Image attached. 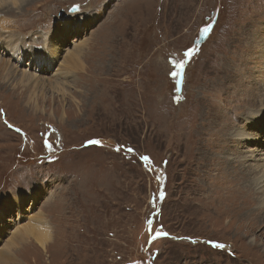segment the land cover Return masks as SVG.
Returning a JSON list of instances; mask_svg holds the SVG:
<instances>
[{
    "label": "rangeland",
    "instance_id": "obj_1",
    "mask_svg": "<svg viewBox=\"0 0 264 264\" xmlns=\"http://www.w3.org/2000/svg\"><path fill=\"white\" fill-rule=\"evenodd\" d=\"M56 30L36 77L0 66V264H264L258 204L222 189L259 198L264 0H0L3 50Z\"/></svg>",
    "mask_w": 264,
    "mask_h": 264
},
{
    "label": "bare ground",
    "instance_id": "obj_2",
    "mask_svg": "<svg viewBox=\"0 0 264 264\" xmlns=\"http://www.w3.org/2000/svg\"><path fill=\"white\" fill-rule=\"evenodd\" d=\"M118 2H121V1H118ZM98 4L99 3H97V6H98ZM120 4V3H119ZM123 4H125V3H123ZM124 6V5H123ZM121 7V6H120ZM93 9H95L94 7H92ZM92 8H90L89 10L91 11V9ZM85 11H87V10H85ZM67 24L68 25H75V24H79V23H72V22H68L67 21ZM81 24H84V22L83 23H81ZM67 25V26H68ZM75 27V29H74V31H72V30H69V31H67V34H76V36L77 35H79V34H81L82 32L81 31H77L78 30V27H77V25H75L74 26ZM83 27L85 28L86 27V25H83ZM70 31H72V32H70ZM43 33V32H42ZM50 36L48 37L49 39H48V41L46 42V43H44L45 42V39L43 38V36H42V38H40L41 36H40V34H39V36H38V38H39V40H38V42H37V44L35 43V42H33V44H31L32 42H30V41H32L33 39H31V40H26L25 38H22L21 36V38H19L20 40H24V41H27L28 43H30V49H28V47H27V49L26 48H16V46L12 49V51H13V56H15V61L16 62H18V63H20V61L21 60H23L24 59V55L26 54V52H29V54H26V56L27 57H29V61L28 62H32V63H35V64H37L38 65V67H40L41 68V64H44L45 63V59L44 58H46V57H44V58H42L41 57V54L42 53H40V54H38L37 56L40 58V59H37V58H35L34 57V55H35V53L37 52V50L38 49H41V51H44L43 53H49V55L48 56H53V57H55L54 55L56 54V52H57V48L59 47V45L58 44H56L55 43V40H56V37L57 36H60L61 34H58V30H56V32L55 33H50L49 34ZM66 35V34H65ZM35 37H37V36H35ZM66 37V36H65ZM28 39V38H27ZM42 43V47L40 48V44ZM49 44H50V46H52L53 44H54V46L53 47H55V49L54 48H52V47H49ZM124 44H126V43H123L121 46H123ZM0 45L2 46V45H4V43H2V41L0 40ZM6 46V48H8V45H5ZM46 46V47H45ZM46 49H45V48ZM47 47H49V48H47ZM23 49V50H22ZM45 49V50H44ZM23 51V55L21 54V53H19L18 55H16L15 53L17 52V51ZM3 51H6L7 53H8V50H3ZM55 51V52H54ZM51 54V55H50ZM16 57H18V58H16ZM52 57V58H53ZM69 57H72L71 55L69 56ZM9 58H10V60H9ZM55 59H58L57 58V56L55 57ZM54 59V60H55ZM85 59V58H84ZM26 60V59H25ZM77 60V56H75V59H74V61H76ZM50 61V60H49ZM56 61V60H55ZM58 61V60H57ZM56 63V62H55ZM57 64V63H56ZM8 65V66H7ZM14 65V66H13ZM25 65H28V63H26V64H24V67H25ZM41 65V66H40ZM48 65V64H47ZM46 65V66H47ZM53 65V64H52ZM0 66L3 68V69H5V70H7V72L9 73V72H13V70L15 71V69H18V70H22V71H24V70H27L28 72H30L32 75L31 76H29V73H27V72H22V74L24 75V76H27L28 78H30V79H32L33 77H36L37 75H36V73H34L33 71H30L31 70V68L33 67V65L31 64V65H29V66H26L25 68H18L17 67V65L14 63V60L9 56L8 57V60H4L2 57H0ZM27 67L28 68H30V70H28L27 69ZM92 67V66H91ZM36 70V69H35ZM43 70V69H42ZM42 70L40 71V73H43L42 72ZM52 71H50L49 73H47V78H49V79H51V80H53V81H56V82H61L60 80H62V78H64V77H62V76H60V74L59 73H57V72H55L54 73V75H50V73H51ZM39 73V72H38ZM53 74V73H52ZM35 75V76H34ZM43 75H45V74H43ZM62 75L64 76V75H67V71L65 70V72L64 73H62ZM262 75H264V73L262 74ZM41 76V75H40ZM42 77V76H41ZM44 77V76H43ZM176 81V80H175ZM262 90V89H261ZM261 90H257V88H253V89H251L250 91H248L251 95H253V96H256L257 97V104L255 105V106H257L258 105V98H259V96H260V98L262 99V101L260 102V104L259 105H262V106H264V96L261 94ZM255 106H253V107H251V108H249L248 110H250V109H253L254 111H257V112H259V113H262V115H261V117H263L262 118V120H263V124H264V108L263 109H257V107H255ZM248 112V111H247ZM247 112H245V114L247 113ZM244 115V113L243 114H240V113H238L237 112V114H236V116H243ZM249 115V114H248ZM255 116V115H254ZM236 119V118H235ZM252 127V126H251ZM264 127V126H263ZM256 129H257V127H256ZM248 134V133H247ZM246 133H243V137L242 138H247L246 136ZM229 138H230V136H229ZM253 138H255V137H252L251 139H249V140H245L246 142H253V143H257V145H260L261 143L260 142H256L255 141V139H253ZM228 139V138H227ZM226 141V140H225ZM239 145V144H238ZM262 145V144H261ZM218 146H220V144L218 145ZM257 147H259V146H257ZM262 147V146H261ZM264 152V151H263ZM261 154V153H260ZM264 154V153H263ZM224 157V159H227V157L226 156H223ZM257 158H259V157H257ZM242 159V158H241ZM244 160H242V163L245 165L246 163H247V161H249V157L248 156H244V158H243ZM253 159V158H252ZM255 159V158H254ZM253 159V160H254ZM228 161V160H227ZM255 161V163L253 164V166H252V170H248V171H246V172H254L256 175L254 176V179H253V181L250 183V184H252L253 185V187L256 189V193L255 194H257V192H258V194H259V198L258 197H256V198H253L252 200H250V196L251 197H253V195H254V192H252V190H251V186L248 184L247 186H245V187H242V186H240V185H238L237 183H235V182H229V183H227V185H224V187L222 188V189H224V193H223V196H224V198L226 199V200H228V201H231V200H234L232 203L233 204H235L236 206L238 205L237 203H239V202H243V203H247L245 206H244V208L246 209V211L247 212H250L251 214H252V211H250L249 210V207H251V206H253V205H255L256 203L258 204L257 205V207H258V209H257V211H256V214L255 213H253L254 215H257V217H260V219H258V220H256V225L257 226H261V225H263L264 224V217H262L263 215H264V158H261L260 159V161H258V160H254ZM253 161V162H254ZM229 163H230V166H231V170H225V171H221L222 173H225L226 175H232L233 176V178H235V171H234V169H235V167L232 165V163L231 162H234L233 160L230 162V161H228ZM237 164H236V166H237V173L239 174V176L241 175V176H245V174H246V172H243V168H244V166H242V165H240L239 164V162H236ZM249 163H251V161L249 162ZM252 164V163H251ZM245 173V174H244ZM222 176V175H221ZM224 176V175H223ZM239 180V179H238ZM241 183V182H240ZM217 188H218V186H217ZM217 188L214 190V191H212V192H210V193H213V192H215L216 190H217ZM220 188V189H221ZM240 195H244V197L241 199V200H239V201H237L236 199H237V197H239ZM202 199V198H201ZM200 200V199H199ZM163 201V200H162ZM161 202V201H160ZM162 203V202H161ZM213 203H216V201L213 199V198H208V199H204V207H209V206H212L213 207ZM253 204V205H252ZM241 206V205H240ZM239 206V207H240ZM16 208V207H15ZM220 210V209H219ZM218 210V211H219ZM18 212H21V210L18 208ZM224 213V212H223ZM239 213V212H238ZM217 214V213H216ZM242 214H244V213H242ZM250 214V215H251ZM14 215H15V213H14ZM18 215H19V213H18ZM237 215V214H236ZM241 215V214H240ZM254 215H252V217H254ZM244 216V215H243ZM258 229V228H257ZM262 236H264V232H262V233H260V235H258L257 237H262ZM47 237V235L45 234V233H43V232H41V233H37V234H33V235H30L29 236V238L31 239V241L32 242H34L37 246H39L40 247V249H42V250H45V248H46V241H47V239L48 238H46ZM256 241H257V238L255 239V241H254V244L256 243ZM208 243H212V242H208ZM228 252V251H227Z\"/></svg>",
    "mask_w": 264,
    "mask_h": 264
},
{
    "label": "water",
    "instance_id": "obj_3",
    "mask_svg": "<svg viewBox=\"0 0 264 264\" xmlns=\"http://www.w3.org/2000/svg\"><path fill=\"white\" fill-rule=\"evenodd\" d=\"M212 25H214V23H210L208 27L202 29L199 34H198V38L195 40V45L196 46H200L208 37L209 33L211 32L212 29ZM205 29H207V31H205ZM184 69L185 66H179L177 67V76H176V91L177 94L181 93V88H182V83H183V75H184Z\"/></svg>",
    "mask_w": 264,
    "mask_h": 264
},
{
    "label": "snow or ice",
    "instance_id": "obj_4",
    "mask_svg": "<svg viewBox=\"0 0 264 264\" xmlns=\"http://www.w3.org/2000/svg\"><path fill=\"white\" fill-rule=\"evenodd\" d=\"M205 31H207V29H205Z\"/></svg>",
    "mask_w": 264,
    "mask_h": 264
}]
</instances>
